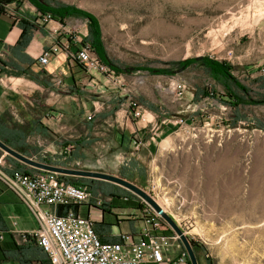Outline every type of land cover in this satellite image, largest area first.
Returning a JSON list of instances; mask_svg holds the SVG:
<instances>
[{
	"label": "rangeland",
	"instance_id": "obj_1",
	"mask_svg": "<svg viewBox=\"0 0 264 264\" xmlns=\"http://www.w3.org/2000/svg\"><path fill=\"white\" fill-rule=\"evenodd\" d=\"M6 1L10 12L25 6L27 13H37L28 0ZM40 1L93 17L108 58L125 70L118 75L121 83L112 81L97 99L105 103L101 113L118 109L138 121L140 111L150 124L172 120L182 127L128 181L159 202L200 246L199 264H264V0ZM66 24L78 26L77 38L89 37L87 19L68 18ZM51 40L55 45L62 38ZM204 57L232 66L245 89L238 106L201 65ZM136 135L130 139L133 149L143 143ZM105 141L93 139L76 154L79 163L71 161L68 168L121 178L126 155L112 139ZM39 142L52 163L65 165L61 150L48 140ZM73 179L100 192L105 204L112 194L128 191L106 181ZM120 205L125 209H114L113 215L139 213ZM178 244L170 242L166 254Z\"/></svg>",
	"mask_w": 264,
	"mask_h": 264
},
{
	"label": "crops",
	"instance_id": "obj_2",
	"mask_svg": "<svg viewBox=\"0 0 264 264\" xmlns=\"http://www.w3.org/2000/svg\"><path fill=\"white\" fill-rule=\"evenodd\" d=\"M24 7L18 6L14 13L6 9L5 13L0 14V127L8 128L24 138L26 149L30 153L31 149L36 150L31 159L38 162V159L52 156L38 146L39 141L48 140L50 146L61 150L62 160L68 157L73 163H79L81 158L76 154L85 152L93 139L100 138L105 142L112 139L117 150L126 155L120 169L134 165L143 171L145 159L157 155L159 145L176 129L182 128L179 122L168 120L158 125L150 124L148 122L151 121L143 115L135 121L127 117L125 111L118 109L110 110L107 115L101 113L105 103L97 99L105 97L110 83L101 75L88 74L81 65L71 61L65 51L53 56L48 65H41L39 58L52 47L51 39H54L48 30L51 24L47 25L39 12L30 14ZM35 20L38 22L37 29L31 30L26 24H32ZM66 21L63 22L66 24ZM21 26L27 27L28 42L25 47H18ZM66 26L67 29L73 28L68 24ZM260 30L264 33V20ZM60 37L62 40L58 42L67 46L71 36L62 34ZM69 47L75 48L72 43H69ZM56 78L63 80V85H57ZM182 122L188 126L186 120ZM135 133L143 141L139 149H133L130 144ZM67 143H74L75 149L71 156L66 157L64 144ZM0 159V173L4 175L11 176L14 170L21 168L13 160L15 158L1 149ZM26 166L29 167L26 168L28 173L38 170ZM77 210L83 216L92 217L95 230L105 243H116L121 234H138L145 228L138 215H109L103 213L102 209L91 210L89 206ZM107 210L110 211L109 208ZM111 213L114 211L111 210ZM27 218L32 219L31 226ZM37 228L38 222L29 208L0 178V264H51L37 239L32 236ZM183 250L181 243L174 246L166 254V264L177 260Z\"/></svg>",
	"mask_w": 264,
	"mask_h": 264
},
{
	"label": "built area",
	"instance_id": "obj_3",
	"mask_svg": "<svg viewBox=\"0 0 264 264\" xmlns=\"http://www.w3.org/2000/svg\"><path fill=\"white\" fill-rule=\"evenodd\" d=\"M17 0H14L16 3ZM44 22L50 26L48 30L56 39L62 34L70 35L68 45H52L39 58L41 65H48L50 59L65 51L68 58L83 66L88 74L101 75L108 83H121V78L115 71L105 65L92 49L90 43H82L77 38V28H68L63 22L44 16ZM57 85H63V80L56 78ZM137 117L140 111L135 112ZM140 145V143H139ZM73 147L66 149V157ZM1 160V159H0ZM62 175L54 172L37 170L25 173L14 170L11 176L0 173V178L9 189L15 192L26 204L38 222L37 230L32 236L49 258L51 264H166V252L170 242L180 243L174 233L167 236L160 234L167 231L162 218L152 209L144 218L145 228L141 233H124L116 243H105L95 230L92 217L81 215L77 208L89 206V209H101L105 200L100 192H94L88 186H76L63 180ZM142 200V199H141ZM111 201V198H108ZM145 202L144 200H142ZM64 214L59 215V209ZM26 238V236H25ZM171 263V262H169ZM174 264H189L186 250H183Z\"/></svg>",
	"mask_w": 264,
	"mask_h": 264
},
{
	"label": "trees",
	"instance_id": "obj_4",
	"mask_svg": "<svg viewBox=\"0 0 264 264\" xmlns=\"http://www.w3.org/2000/svg\"><path fill=\"white\" fill-rule=\"evenodd\" d=\"M36 9L37 12L41 14L44 20V16L49 15L53 20L62 22L64 20H67L68 18H85L89 22V29H90V35L89 37H85L82 40V45L84 43H90L92 49L94 52L97 54V56L100 58V60L107 65L110 69L115 71L117 75L124 74L125 70L123 68H120L116 66L110 59L108 58L106 54V50L104 48L102 38H101V33L99 29L98 22L91 16L87 15L84 12L79 11L78 9L71 7L69 5L65 4H59V3H48L46 1L42 2L40 0H28ZM10 1L6 0H0V14L5 13L6 11V6L9 4ZM37 23V24H35ZM27 27L29 26L31 30H36L38 26V22L35 20L33 21L32 24H26ZM40 25V24H39ZM22 27V35L20 37V40L18 42V47H25L26 43L28 42L27 40V27ZM195 63V60H190L186 61L184 65L189 66ZM201 65L204 66L210 76L217 81L220 85H222L228 94V97L233 98L236 100L237 104L234 106H238L240 103V96L238 94L241 92H245V89L242 87V85L239 83V81L235 78L233 75L232 71L233 68L229 64L225 62H220L208 57H204L201 60ZM83 67V66H82ZM84 68V67H83ZM0 141L3 142L5 145H7L9 148L12 150L20 153L23 156H26L28 158H32L31 155L36 154L35 149H31L32 153H30V150L26 149V145L24 144V138H22L19 134L9 131L8 128L0 127ZM73 147L72 151L75 149L74 143H67L64 144V151H66L67 148ZM71 151V153H72ZM70 153V156H71ZM69 156V157H70ZM38 159V158H37ZM17 165H20L17 170L22 171L25 173H28L26 171L27 167L25 164H22L18 162L17 160L13 159ZM40 163L48 164V165H53V166H59V167H65L68 168L71 164V159L65 160V166L64 164H56L52 163L49 159H38ZM138 173H141L140 169L137 168L134 165L125 167L121 169V178L129 181H133V179L136 177ZM63 180L67 181L70 184L76 185V186H85L83 181L73 179V177H68V176H61ZM109 198H111L110 203L104 204L102 206V212L105 214L113 215L111 213V210L114 211V209H125L122 207V205L119 204H124L128 209H130L129 205L133 206L131 210H136L138 211V216L141 217V219L144 221L145 216H147V212L150 210L149 205L146 204L130 191H124L123 194H112ZM107 208L110 209V211L107 210ZM64 214V209L61 207L59 209V215ZM163 224L167 226V231L161 232L162 235H173L174 232L173 230L167 225V223L162 220ZM191 245L195 251V253L200 249V246L193 240H190ZM181 243V242H180ZM182 244V243H181ZM185 250V249H184ZM174 264V263H170Z\"/></svg>",
	"mask_w": 264,
	"mask_h": 264
},
{
	"label": "water",
	"instance_id": "obj_5",
	"mask_svg": "<svg viewBox=\"0 0 264 264\" xmlns=\"http://www.w3.org/2000/svg\"><path fill=\"white\" fill-rule=\"evenodd\" d=\"M0 149L3 152H5L7 155H10L11 157L19 160L20 162L41 171L54 172L59 175L68 176V177L89 178V179L106 181L121 186L126 190L132 192L133 194L144 200L145 203L148 204L152 209H154L155 212L159 214V216L179 237L184 249L188 254L189 264H199L198 258L191 245L190 239L187 236V233L178 225V223L175 221L173 217H171L166 213V211L157 203V201L151 195H149L147 192H145L143 189L133 184L132 182H129L128 180H125L123 178L111 174L86 171V170L69 169V168L40 163L34 159L23 156L20 153L12 150L1 141H0Z\"/></svg>",
	"mask_w": 264,
	"mask_h": 264
},
{
	"label": "bare ground",
	"instance_id": "obj_6",
	"mask_svg": "<svg viewBox=\"0 0 264 264\" xmlns=\"http://www.w3.org/2000/svg\"><path fill=\"white\" fill-rule=\"evenodd\" d=\"M158 204L161 205L159 202H158ZM164 210H165V208H164ZM165 211H166V210H165Z\"/></svg>",
	"mask_w": 264,
	"mask_h": 264
}]
</instances>
